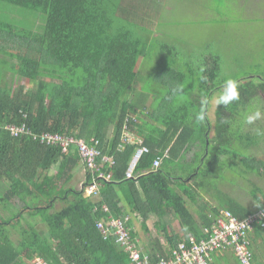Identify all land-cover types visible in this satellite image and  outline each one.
<instances>
[{"label":"trees","instance_id":"16d2710c","mask_svg":"<svg viewBox=\"0 0 264 264\" xmlns=\"http://www.w3.org/2000/svg\"><path fill=\"white\" fill-rule=\"evenodd\" d=\"M138 6L114 5L111 0H0V264H31L35 258L47 264H130L129 254L113 236L104 238L97 228L111 217L126 220L122 200L144 222L157 219L154 229L164 234L167 247L150 230L144 228V239L129 230L132 245L148 264L169 260L171 250L189 244L190 238L206 239L204 229L223 211L242 221L264 206L258 188L251 194L254 211L227 194H216L213 207L201 197L202 191L217 193L222 158L239 157L235 149L255 146L259 134L245 129V118L250 100L258 92L264 95V73L259 83L244 79L224 91L211 124V99L229 86H213L219 59L211 57L195 79L168 64L160 71L161 85L169 89L165 100L152 114L138 112L144 100H126L135 93L136 69L144 56L133 25L134 19H145L149 5ZM161 50L171 53L174 48ZM165 78L178 82L177 87L163 83ZM14 79L30 87H13ZM8 127L26 131L14 137ZM124 127L130 134L140 128L141 143L124 144ZM43 135L97 141L91 145L101 154L96 168L111 175L97 197L84 195L98 173L82 163L78 146L70 144L64 152L42 141ZM144 147L148 152L134 178L126 179L134 153ZM103 157L112 158L113 164ZM158 158L161 164L153 169ZM251 163L246 170L258 171L260 161L252 157ZM80 164L86 175L76 188L70 182ZM202 203L204 208L199 207ZM188 204L197 207L198 220ZM174 221L181 233L169 231ZM40 224L46 235L39 233ZM260 230L264 228L253 224L247 232L252 264ZM210 257V264H241L231 251Z\"/></svg>","mask_w":264,"mask_h":264},{"label":"rangeland","instance_id":"374dc122","mask_svg":"<svg viewBox=\"0 0 264 264\" xmlns=\"http://www.w3.org/2000/svg\"><path fill=\"white\" fill-rule=\"evenodd\" d=\"M111 1L120 6L131 4L143 8L149 5V11H145L148 16L146 14L141 23L134 19L133 34L140 38L144 56L140 58L136 69L137 75L132 87L135 93H129L126 100H134L135 96L144 101L149 100L153 110L160 104V100H165L169 91L160 81V71L167 69L168 64H172V69L182 73L184 77L195 79L208 67L210 58L215 56L219 59L220 68L213 86H229L216 92L211 99L208 118L211 124H214L218 102L224 91H231L244 79L259 83L262 78L264 0H133L130 4H127L128 0ZM163 46L174 48V51L168 53L161 50ZM165 82L169 83L170 88L178 85V82L167 78L163 83ZM19 85L30 87L29 82L14 79L13 87ZM195 95L197 96V93L193 94ZM250 101L245 129L258 132L256 144L248 151L235 149L238 152L234 154L239 157L229 156L221 159L223 164L219 166L223 167L219 168L216 176L220 181L216 183L217 193H201L202 200L208 204L216 205V194H227L226 196L237 203L254 211L257 208L251 196L255 192L254 188L261 190L257 193L260 199L264 195V95L258 92ZM252 157L260 161L257 163L258 171L248 172L246 165L252 164ZM259 170L260 174H257ZM79 179H82V175L76 173L75 182L73 181L76 188H79ZM201 206L204 208L203 203L199 205ZM188 208L195 213L196 209L190 204ZM150 228L153 237L159 238L162 245L167 247L164 234L157 232L154 226ZM171 229L181 233L176 221L172 223ZM38 231L41 235H46L47 232L41 224L38 225ZM140 237L144 239V234H140Z\"/></svg>","mask_w":264,"mask_h":264},{"label":"built area","instance_id":"2783aa9c","mask_svg":"<svg viewBox=\"0 0 264 264\" xmlns=\"http://www.w3.org/2000/svg\"><path fill=\"white\" fill-rule=\"evenodd\" d=\"M8 130L14 137L25 134L26 131L24 127H8ZM41 137V140H46L48 144L61 146L64 152L67 151V147L70 144L75 143L78 146L82 163L91 172L98 173L92 183L83 189L87 197H97L100 193L101 185L111 180L110 174L98 171L96 168V161L100 158L101 154L95 146H88L82 141H74L60 136L43 135ZM122 142L124 144L133 143L132 136L126 131V127H124ZM92 143L96 145L97 141L92 140ZM118 150H123V146H119ZM147 152L148 149L145 147L136 150L125 173L126 179L134 178V172L137 169L138 162L143 154ZM102 160L113 164L112 158L103 157ZM160 164V158L154 160L153 169H157ZM103 211L105 214H109L107 208L104 207ZM126 221L127 218L122 221L111 217L106 222H98L97 228L101 231L104 238H108L110 235L113 236L115 244L129 254L130 264H148L147 259H142L138 250L132 245L130 231L125 226ZM253 224L264 228V209L244 221H238L231 213L223 211L221 218L217 219L211 228L204 229V233L207 234L206 239L195 241L194 238H190L189 244L180 243L177 248L171 250L169 260L162 261L158 264H210V256L216 251H231L241 264H252V252L249 248L247 232L252 231ZM31 264L47 263L42 258H35L31 261Z\"/></svg>","mask_w":264,"mask_h":264},{"label":"crops","instance_id":"0c3cea01","mask_svg":"<svg viewBox=\"0 0 264 264\" xmlns=\"http://www.w3.org/2000/svg\"><path fill=\"white\" fill-rule=\"evenodd\" d=\"M129 101H132V100H129ZM142 111H144V115H148V114H152L153 113L152 105L149 102V100H145V101H142L140 103L138 112H142ZM208 116H209V111H208ZM142 135H143V132H142V130L140 128L134 129V133L131 134L133 143H139V142H141V136ZM76 173H80L82 175V179H79L80 180L79 188H80L81 187V183L85 180V175H86L85 174V170L83 169V166L81 164H80V166L78 167V169L75 171V173L73 175L74 176L73 177V180L70 182L71 185H73V181H74V178H75V174ZM79 180H77V181H79ZM209 205L211 207L214 206V205H211V204H209ZM120 207L127 214V221L126 222L129 221L128 222L129 223L128 229L131 232L136 233L139 237H140V234L142 235L144 233V228L147 229V230H150L152 232V230H151L150 227L151 226H155V223H156V219L155 218H151L147 222H144L140 216H136V215L131 214L129 212L128 205L125 203L124 200L121 201ZM193 209L194 210L196 209V211L194 213V216L198 220L199 219V214H198L197 207H195V208L193 207ZM169 231H173V229H171ZM258 232H259V236H256L255 237V244H256L257 247H254V252H255L254 256H255V259H256L255 264H264V230H260Z\"/></svg>","mask_w":264,"mask_h":264},{"label":"bare ground","instance_id":"6f19581e","mask_svg":"<svg viewBox=\"0 0 264 264\" xmlns=\"http://www.w3.org/2000/svg\"><path fill=\"white\" fill-rule=\"evenodd\" d=\"M60 137H62V136H60ZM63 138H65V137H63ZM66 139H68V138H66ZM69 139H72L73 140V138H69ZM75 141V140H74ZM77 141H82V140H77ZM82 142H84V141H82ZM85 143V142H84ZM86 145H88V146H91V145H93V143H90V144H88V143H85ZM97 145V144H96ZM67 151H68V149H67ZM66 151V152H67ZM264 209V206L263 207H261L260 209H257V210H255L254 212H253V214H251L250 216H248L245 220H247L248 218H250V217H252V216H254L257 212H259V211H261V210H263ZM224 212H228V211H224ZM230 213V212H229ZM233 216V215H232ZM234 217V216H233ZM235 218V217H234ZM236 220H238L237 218H235ZM238 221H241V220H238ZM242 221H244V220H242ZM132 241V240H131ZM139 252V254H140V251H138ZM141 256V255H140ZM146 257H144V258H142V259H145Z\"/></svg>","mask_w":264,"mask_h":264},{"label":"water","instance_id":"95a60500","mask_svg":"<svg viewBox=\"0 0 264 264\" xmlns=\"http://www.w3.org/2000/svg\"><path fill=\"white\" fill-rule=\"evenodd\" d=\"M207 109H208V104H206V108H205V110L207 111Z\"/></svg>","mask_w":264,"mask_h":264},{"label":"clouds","instance_id":"9594fccd","mask_svg":"<svg viewBox=\"0 0 264 264\" xmlns=\"http://www.w3.org/2000/svg\"><path fill=\"white\" fill-rule=\"evenodd\" d=\"M129 164H130V163H129ZM128 166H129V165H128ZM127 169H128V168H127ZM135 172H136V170H135ZM135 172H134V173H135Z\"/></svg>","mask_w":264,"mask_h":264}]
</instances>
